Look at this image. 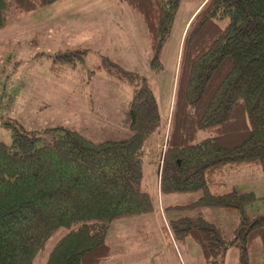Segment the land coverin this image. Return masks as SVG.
<instances>
[{"label":"trees","instance_id":"16d2710c","mask_svg":"<svg viewBox=\"0 0 264 264\" xmlns=\"http://www.w3.org/2000/svg\"><path fill=\"white\" fill-rule=\"evenodd\" d=\"M56 1L0 0V27L10 10L26 14ZM121 1L142 17L149 65L160 71L181 0ZM89 51L59 48L54 60L76 66ZM103 70L133 87L128 138L97 141L63 124L30 130L5 121L13 132L10 143L0 141V264H35L52 242L44 264H105L113 254L111 223L154 210L143 185L145 161L165 118L153 84L108 55L91 67L89 79ZM167 130L160 191H201L176 206L240 215L232 238L201 214L170 224L178 235L195 234L207 264H224L230 246L238 247L240 264H253L251 242L264 245V212H247L255 192L212 189L247 166L264 173V0H205L197 10L183 36Z\"/></svg>","mask_w":264,"mask_h":264},{"label":"rangeland","instance_id":"374dc122","mask_svg":"<svg viewBox=\"0 0 264 264\" xmlns=\"http://www.w3.org/2000/svg\"><path fill=\"white\" fill-rule=\"evenodd\" d=\"M107 1L59 0L29 14L8 12L6 25L0 27V141H12L13 128L6 126L5 121H18L30 130L63 124L97 141L128 138L132 133L128 104L132 85L117 82L105 70L95 72L90 79L88 76L91 67L101 62L103 55L149 76L166 116L173 106L184 25L199 1L181 0L172 32L165 43L164 66L160 71L152 70L149 65L150 41L142 17L124 1L120 7L124 9L123 19L128 24L116 16L122 23L111 21L112 27L107 28L112 34L108 44L91 40L88 31L95 26L97 17L90 9L104 7L114 12L111 2L107 4ZM87 9L85 15L83 11ZM97 44L102 45L98 47ZM80 46L90 51L76 66L54 60L59 48ZM169 122L165 120L156 143V138H152L154 148L145 161L143 185L153 197L154 210L124 216L111 223L107 238L113 246V254L105 264H207L203 246L195 234L178 235L170 223L201 214L220 227L226 238L233 237L239 224L238 212L210 206L199 209L176 206L197 200L201 191H160V154ZM233 188L255 192L256 200L247 206L250 215L264 212V173L261 169L247 166L241 172L231 173L227 185L212 190L222 193ZM161 223L170 225L164 230ZM64 231L57 232L54 240ZM52 246L53 242L38 254L35 264L46 262ZM250 252L253 264H264V245L259 238L251 242ZM224 264H240L237 246L227 249Z\"/></svg>","mask_w":264,"mask_h":264},{"label":"crops","instance_id":"0c3cea01","mask_svg":"<svg viewBox=\"0 0 264 264\" xmlns=\"http://www.w3.org/2000/svg\"><path fill=\"white\" fill-rule=\"evenodd\" d=\"M198 1H199L198 6L195 8L193 13L188 17V19L185 22L184 29H183L182 36H181V45H182V41H183V36H184L185 31H186V29H187V27L189 25L190 20L192 19V17L195 15V13L197 12V10L200 8V6L203 4V2L205 0H198ZM107 2H108L107 4H109V2H111L110 5L114 8V12H111V10H113V9H105L104 7L103 8H99V9H90L91 14L95 15L97 17V19L94 22L95 26H91L89 28L88 34L90 35L91 40L92 39H94V40L96 39L98 41V43H103L104 42L103 44H108L110 39H111L110 35H112V34H110L111 32H109L107 30V28L112 27L110 25L111 21L119 23V25H120L122 22H121V20L119 18H122L123 23L124 22L127 23L126 20L123 19L124 18V16H123V14H124L123 10L124 9H123V7H120L121 3L123 1H121V0H109ZM93 5H95V4H91V6H93ZM88 11H89V9H87L86 11H83V13H85V15H87ZM81 15H83V14H81ZM116 16L119 17V18H117ZM101 45L102 44H97L98 47H100ZM180 52H181V47H180ZM179 58H180V55H179ZM178 63H179V60H178ZM177 68H178V65H177ZM173 97H174V93H173ZM171 111H172V108L170 107L168 112H167V114H166V116L164 115V118H165L166 121H168V119L170 120L169 117H171ZM153 138H156V140L154 141V143H156L160 139V133L155 135V136H153ZM165 138H166V136H165ZM165 147H166V144L164 145V149H165ZM149 148L153 149L154 145L151 144L149 146ZM160 155H161L160 162H161V166H162V161H163L162 160V156H163L162 152H161ZM160 173H161V169H160ZM160 175H159V180H158L159 181L158 182V187H160ZM161 208H162V206H161ZM159 225L161 226L162 229H164L163 228V223H161Z\"/></svg>","mask_w":264,"mask_h":264}]
</instances>
